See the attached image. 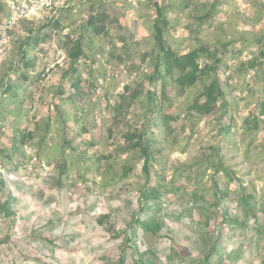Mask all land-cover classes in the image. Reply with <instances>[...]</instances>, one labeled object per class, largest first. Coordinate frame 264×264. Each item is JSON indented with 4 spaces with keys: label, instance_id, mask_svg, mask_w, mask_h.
<instances>
[{
    "label": "rangeland",
    "instance_id": "obj_1",
    "mask_svg": "<svg viewBox=\"0 0 264 264\" xmlns=\"http://www.w3.org/2000/svg\"><path fill=\"white\" fill-rule=\"evenodd\" d=\"M7 1L0 0V18L6 16ZM121 1L102 0L105 31L95 39L97 61L92 60L94 51L87 48L90 56L81 60L84 81L75 101H56L60 112L84 125L96 142L84 159L90 189L75 169L60 181L59 171L46 165V155L59 156L54 147L63 140L62 124L52 125L50 148L39 152L38 146L46 118L53 113L54 104L49 111L47 102L56 98V89L69 61L60 36L74 27L62 33L57 28L47 29L43 51L37 53L36 62V71L45 67V75L41 72L36 81L24 84L25 90L20 95L25 104L21 106L18 100L3 99L0 95V264H119L122 252L125 264H143L145 260L152 264H207L206 254L219 233L220 249L211 258L212 264H264V117H259L256 130H250L246 124L247 119L255 122L259 105L264 101V64L260 65L261 60L256 59L254 70L240 71L231 60L233 53L223 51L225 64L218 74L229 102L224 117L220 112L204 116L188 114L183 108L193 100L197 88L177 91L171 86L169 98L163 95L160 81L157 88L161 108L178 118L172 121L171 131L155 127L149 130L156 143L152 147L154 160L145 169L139 153H122L119 145L129 123L141 126L140 120L137 121L138 113L142 112L140 105L129 106L124 95L128 97L140 87L144 72L150 70V56L146 54L154 50L149 27L155 10L146 9L138 0H131L130 7L122 6ZM197 1L202 4L208 0ZM223 1L226 11L216 18L202 39L212 44L235 41L234 46L245 45L240 61L259 57L264 48V0ZM173 2L179 4L180 0ZM81 7L85 12L75 16L77 23L89 12L86 9L89 6ZM81 7H75L74 11ZM194 8L193 4L182 15L169 14L177 23L176 29L167 33L172 46L179 45L182 37L176 33L185 32V25L192 21L187 12L193 13ZM34 29L35 26H29L11 32L7 46L0 52V79L7 74L9 60L18 53L19 40ZM185 35L187 39L180 50L196 46L188 32ZM261 38L262 43L256 41ZM104 73L106 79L102 78ZM90 79L96 80L93 87ZM143 89L140 97L145 100ZM19 118L35 136L23 144L21 151L12 150L9 157L3 150L11 148L9 136L15 133ZM229 122L230 135L219 136L221 126ZM66 131L70 136L74 133ZM217 146L226 168L236 174L237 189L253 196L250 205L245 206L238 195L228 193L224 202L229 215L227 225L219 209L190 211L189 196L161 188L168 184L171 188L178 181L182 186L194 188L193 178L200 174L203 182L197 187L211 202L214 174L213 170L204 173L203 168ZM111 165L119 176L125 166H132L131 174L113 178V172L105 173ZM218 176L226 179L223 170ZM147 182L168 191L156 219L162 227L154 235L138 224L133 242L127 238L132 236L130 226L140 214L139 188ZM10 198L6 210L3 205Z\"/></svg>",
    "mask_w": 264,
    "mask_h": 264
},
{
    "label": "trees",
    "instance_id": "obj_2",
    "mask_svg": "<svg viewBox=\"0 0 264 264\" xmlns=\"http://www.w3.org/2000/svg\"><path fill=\"white\" fill-rule=\"evenodd\" d=\"M141 5L146 9L155 10V16L149 27L151 31L150 43H154V50L149 52L148 67L150 70L144 72V77L140 84V87L133 90L127 97L129 99L128 105L138 104L140 105L142 112L138 113L137 121L140 120V125H136L131 122L128 124V128L123 131L122 138L123 142L119 145V151L122 153H128L133 151L139 153L144 159V168L148 169L152 160H154V151L152 150L153 145L156 143L155 138L150 136L151 128H165L167 130L172 129V121L176 120L178 116L168 115L163 112L161 103L159 102L158 96V83L162 81V93L167 96L169 87H173L174 90L184 91L187 87H195L198 92L194 96L192 101L187 102V106L184 107L185 111L191 115H209L220 112L224 117L227 115V108L229 102L226 96V91L222 86L219 78V71L224 63L223 51H231L233 56L231 60L238 64L240 71L244 69H255L256 59H260V65L264 64V48L259 51L260 56L248 59L246 61H240L243 53L245 52V45L234 46L235 41H227L220 44L207 43L202 39V35L209 30L217 17H219L224 11L225 2L223 0H208L205 3H198L197 0H180L179 4H175L173 0H138ZM122 6H131V0H123L120 2ZM194 4L195 8L192 12H187L188 16L192 17V21L185 25V32H188L189 38L193 39L196 43L194 48L180 50L184 45L187 36L185 32H177L178 36L182 38L178 41L177 47L169 44L167 33L170 30L176 29V21L169 16L172 12L182 15L183 12ZM89 6L88 14L82 22L77 23L75 16L82 15L85 12L84 8H79L74 11L75 7ZM102 0H78L75 4H70L57 9V16L48 18L44 23L39 24L32 23L28 20H21L18 25L12 30L13 33L17 32L19 28H27L29 26H35L32 32H29L19 40L18 53H16L9 60L8 71L5 76L0 79V95L3 99L10 98L14 101H19L21 106L25 104L26 100L21 97V91L25 90V83H31L37 80L41 72L45 75V67L42 71H36L37 66V53L43 51V42L46 40L48 34L46 31L48 28H57L60 33L64 32L70 27H74L72 31L65 32V36H60V41L63 42L66 54L68 56V66L65 68L63 77L60 85L56 89V98H52L51 101L47 102L50 107L53 106V113L49 115L45 122V132L43 138L38 143L39 152L50 148L49 140L53 137L49 135L51 127L54 124H62L64 126V136L62 142L56 144L54 147L59 152V156L54 158L46 155V165L54 166L59 171L60 181L63 176H69L70 173L75 169L77 176L84 182L87 189H90L88 185V178L86 176V168L84 166V159H86L87 151L89 148L96 144L93 137H91L89 130L84 126L80 125L78 121L71 118L67 113H61L59 105L56 102L57 99L75 101L76 96L80 92V85L83 83L84 78L82 74V59H87L90 54L87 48L94 51L92 60L97 61V45L95 39L102 36L105 31V24L102 22L105 18L104 12L102 11ZM195 11V12H194ZM73 12V13H72ZM78 13V14H75ZM263 19V16L259 17V21ZM256 41L262 43V38ZM234 47L230 49L229 47ZM130 58L129 56L127 59ZM106 73L102 75L103 79H106ZM95 79H90V87L95 84ZM148 82V86H144V83ZM144 87V95L146 99H142L141 89ZM129 89V86H127ZM143 94V93H142ZM67 95L66 97H63ZM170 98V97H169ZM61 102V103H62ZM258 115H255V122L252 123L249 119L246 120L247 127L250 130H256L259 128L260 116L264 117V101L259 105ZM125 106L122 108V110ZM136 109V108H135ZM121 110V111H122ZM128 111L126 112V114ZM264 119V118H263ZM2 125H0V131ZM78 127V129H76ZM15 133L9 136L11 141V148L3 150L5 155L10 157L12 150L15 152L21 151L22 146L29 139L34 138L35 133L33 131H27V128L23 121L19 118L15 122ZM69 130H74L72 136L68 135ZM231 133V124L222 125L219 129L218 135L226 137ZM78 143H75V142ZM69 151V152H68ZM25 156V153H22ZM208 164L203 168V172L206 173L208 170H213L212 176V191L213 197L211 202L207 201L205 195L199 192L197 187L198 184L203 182V177L200 174L193 178L195 187H185L175 183L173 187L161 186V188H169L171 191H177L181 195L186 194L189 196L187 202L188 210L208 212L212 211V207L222 211V220L227 225L228 213L224 206V202L228 197L230 191L234 192L241 199L245 206L250 205V198L252 195H247L240 189H237L235 181L237 180L235 172L230 168H226L223 162V154L219 146L213 149L212 155L208 158ZM74 167V168H73ZM132 166H125L124 172L119 176V172L115 170L114 165L106 168V174L113 172V178L115 177H127L131 174ZM114 170V171H113ZM223 170L226 179L218 176V173ZM88 171V170H87ZM150 183V182H149ZM148 182L142 185L140 190V214L134 220V223L130 226L132 236L127 239L135 242L137 235L136 228L140 224L141 227L156 235L161 229L162 224L156 220L158 213L161 211V203L166 200L168 191H163L158 186H152ZM222 183L226 187H222ZM103 185H111L110 182H103ZM242 190L243 186H240ZM182 195V196H183ZM185 196V197H186ZM11 202V198L7 201L3 207L7 210L8 205ZM226 219V220H225ZM230 223H233L230 222ZM209 224V220L206 219L205 225ZM221 233L218 234V238H221ZM213 242L211 251L206 254V263L212 264L211 258L214 253L218 252L219 243L218 240ZM130 245V244H129ZM129 247V246H127ZM119 264H125V254L122 252ZM143 264H152L149 260H145Z\"/></svg>",
    "mask_w": 264,
    "mask_h": 264
},
{
    "label": "built area",
    "instance_id": "obj_3",
    "mask_svg": "<svg viewBox=\"0 0 264 264\" xmlns=\"http://www.w3.org/2000/svg\"><path fill=\"white\" fill-rule=\"evenodd\" d=\"M78 0H8L6 16L0 18V52L7 46L12 30L21 20L41 23L57 16V9Z\"/></svg>",
    "mask_w": 264,
    "mask_h": 264
}]
</instances>
